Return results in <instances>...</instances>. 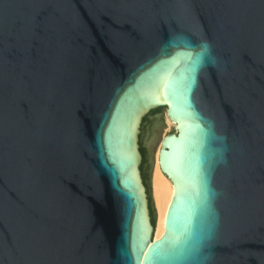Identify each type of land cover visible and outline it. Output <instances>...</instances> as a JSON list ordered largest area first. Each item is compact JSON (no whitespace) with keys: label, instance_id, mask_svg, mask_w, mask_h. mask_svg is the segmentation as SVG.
Wrapping results in <instances>:
<instances>
[{"label":"water","instance_id":"1","mask_svg":"<svg viewBox=\"0 0 264 264\" xmlns=\"http://www.w3.org/2000/svg\"><path fill=\"white\" fill-rule=\"evenodd\" d=\"M33 11L0 0V264H264V0Z\"/></svg>","mask_w":264,"mask_h":264},{"label":"bare ground","instance_id":"2","mask_svg":"<svg viewBox=\"0 0 264 264\" xmlns=\"http://www.w3.org/2000/svg\"><path fill=\"white\" fill-rule=\"evenodd\" d=\"M167 121L169 126L173 125V122L168 117ZM158 156L159 148L156 151V163L153 172V194L158 209V222L153 235L156 240L164 234L166 212L174 193L172 182L159 168Z\"/></svg>","mask_w":264,"mask_h":264},{"label":"snow or ice","instance_id":"3","mask_svg":"<svg viewBox=\"0 0 264 264\" xmlns=\"http://www.w3.org/2000/svg\"><path fill=\"white\" fill-rule=\"evenodd\" d=\"M34 9L33 13L27 18L24 29V38L26 40H33L38 35L37 19L40 15V9L47 6V0H30Z\"/></svg>","mask_w":264,"mask_h":264},{"label":"rangeland","instance_id":"4","mask_svg":"<svg viewBox=\"0 0 264 264\" xmlns=\"http://www.w3.org/2000/svg\"><path fill=\"white\" fill-rule=\"evenodd\" d=\"M161 121H163V124H162L161 129H160V137L162 140V138L166 134L170 133V130L174 131L175 129H174V125L169 126L166 114L163 111H161ZM158 148H159V140H155L153 154H150V158H153V160H152L151 201H152V211H153V219H154L155 225H157V222H158V209H157L156 202L154 199V194H153V172H154V167H155V163H156V151L158 150Z\"/></svg>","mask_w":264,"mask_h":264},{"label":"flooded vegetation","instance_id":"5","mask_svg":"<svg viewBox=\"0 0 264 264\" xmlns=\"http://www.w3.org/2000/svg\"><path fill=\"white\" fill-rule=\"evenodd\" d=\"M141 150H142V153H144L142 145H141ZM142 174H143L144 182H145V184H146V186L148 188V183H147V180H146L145 171H143V169H142ZM151 211H152V208H151ZM152 216H153V211H152Z\"/></svg>","mask_w":264,"mask_h":264},{"label":"trees","instance_id":"6","mask_svg":"<svg viewBox=\"0 0 264 264\" xmlns=\"http://www.w3.org/2000/svg\"><path fill=\"white\" fill-rule=\"evenodd\" d=\"M143 152H144V150H143ZM143 155H144V162H143V165H142V169H143V171H145V169H144V165H145V163H146V156H145V152L143 153Z\"/></svg>","mask_w":264,"mask_h":264}]
</instances>
